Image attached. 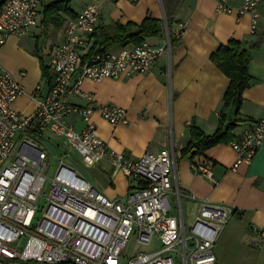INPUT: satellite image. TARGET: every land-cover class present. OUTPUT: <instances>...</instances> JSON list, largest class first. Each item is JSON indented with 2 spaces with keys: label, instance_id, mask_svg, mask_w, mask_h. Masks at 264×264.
<instances>
[{
  "label": "built area",
  "instance_id": "1",
  "mask_svg": "<svg viewBox=\"0 0 264 264\" xmlns=\"http://www.w3.org/2000/svg\"><path fill=\"white\" fill-rule=\"evenodd\" d=\"M42 1L5 0L0 5V47L9 36L24 37L38 26ZM259 6L264 9V0H241L236 11L250 15V32L260 31L264 40ZM216 10L229 12L232 8L221 0ZM98 17V3L91 2L66 19L63 41L49 52L50 84L45 91L42 85H35L32 112L14 109V102L25 92L23 84L0 69V258L42 264H215L214 246L233 208L202 200L189 224L180 208L178 214H171L170 196L177 203L179 199L173 150L145 151L129 158L110 149L98 136L92 115L98 114L111 125L126 124V110L99 104L80 89L85 79L98 81L146 71L169 51V38L163 46L142 41L96 50L93 34ZM182 28L180 24L174 32L175 39ZM25 75V70L19 71V78ZM74 94L86 104L72 103L69 98ZM73 112L83 122L80 130L64 121ZM46 131L73 148L85 167L106 160L131 179L134 184L125 197L108 198L61 160L47 191L42 192L49 159L33 137ZM263 140L264 117L231 142L236 152L231 169L249 163ZM193 168L213 180L206 165L193 164ZM40 199L42 206L38 205ZM252 231L256 244L264 241V225L252 227ZM131 236L144 247L124 255L119 263Z\"/></svg>",
  "mask_w": 264,
  "mask_h": 264
},
{
  "label": "crops",
  "instance_id": "2",
  "mask_svg": "<svg viewBox=\"0 0 264 264\" xmlns=\"http://www.w3.org/2000/svg\"><path fill=\"white\" fill-rule=\"evenodd\" d=\"M50 1L43 0L41 9ZM69 1L74 16L85 5L98 3L94 42L101 26L126 22L139 25L146 17L161 21V32L143 41L163 46L169 38L170 49L149 69L127 77L82 81L81 91L92 94L97 103L112 104L126 110V124L111 125L98 114H93L96 132L110 149L129 158H137L145 151L157 153L161 149H172L179 199L177 203L176 197L170 196L171 214H178L180 208L183 220L189 224L202 200L233 208V214L214 246L215 264H264V241L256 244L252 231V227L264 225V140L249 163H241L236 169H231L236 159L231 142L245 128L264 117V40L260 31L250 32V15L237 13L241 0H224L232 8L229 12L216 10L221 0H81L76 7L71 5L73 0ZM259 9L264 16V9L260 6ZM166 10L170 19L169 29ZM62 16L60 27L47 26L60 28V33L45 53L31 39L36 37L39 25L24 37L9 36L0 47V69L21 80L24 87V94L13 104L17 111L32 112L35 85H42L45 91L50 84L49 52L63 41L64 23L70 18ZM180 24L183 25L182 32L175 39L173 35ZM230 40L248 49L251 81L242 92L238 114H234L233 106L226 109L225 125L235 123L231 132L234 139L209 148L197 161L212 171L213 180H210L195 170L191 161L181 156V149L189 141L190 122L205 134L214 133L218 126L228 78L210 55ZM119 47L125 46L108 48ZM40 59L48 75L42 74ZM21 70L26 71L22 79L19 78ZM69 99L76 105L86 104L77 94ZM64 121L73 124L76 130L83 127L80 115L75 112L66 116ZM92 169L102 173L95 174L90 185L108 198H124L134 184L106 160ZM0 264L42 263L0 258Z\"/></svg>",
  "mask_w": 264,
  "mask_h": 264
},
{
  "label": "trees",
  "instance_id": "3",
  "mask_svg": "<svg viewBox=\"0 0 264 264\" xmlns=\"http://www.w3.org/2000/svg\"><path fill=\"white\" fill-rule=\"evenodd\" d=\"M4 1L0 0V5ZM69 3V0H51L45 4L41 24L45 27L49 25L60 27L63 22L62 14L74 17ZM165 13L167 28L169 29L170 19L168 11L166 10ZM161 29V21L151 17H146L139 25L133 22H126L125 24L114 23L101 26L96 32L93 49H105L112 45H139L145 38L157 35L161 32ZM210 58L228 78V84L222 96L223 106L219 112L218 126L215 132L205 134L194 122L189 124V141L181 149V156L191 161L192 164H199L197 162L198 159L209 148L234 139L231 132L235 123L225 125L226 109L229 106H233L234 114H238L242 103V92L250 85L251 81V75L248 71L249 51L242 48L239 42L230 40L227 45H220L210 55ZM40 67L42 74L48 75L41 59Z\"/></svg>",
  "mask_w": 264,
  "mask_h": 264
},
{
  "label": "rangeland",
  "instance_id": "4",
  "mask_svg": "<svg viewBox=\"0 0 264 264\" xmlns=\"http://www.w3.org/2000/svg\"><path fill=\"white\" fill-rule=\"evenodd\" d=\"M81 0H73L72 6L76 7ZM42 12L43 10L40 9L38 15V30L36 37H31L33 41H36L38 48L45 53L56 41L54 37L58 36L60 33V28H52V27H45L41 24L42 21ZM47 28V29H46ZM33 142L38 145V147L47 155L49 159V169L44 173L47 180L43 187L42 192H46L48 189L49 179L52 177L59 160L67 163L69 166L74 168L79 176L87 180L88 182L92 181L95 178V174L102 173L101 171H95L92 168L85 167L82 162L81 158L77 154V152L64 144V141L60 137H55L54 135L50 134L48 131L44 133L43 136L33 137ZM16 144V147L17 148ZM12 151V154L15 151ZM65 151H68V155L65 154ZM105 176V174H103ZM38 205H43V199L38 201ZM23 241V239L21 240ZM157 244V243H156ZM144 246H139L134 242L133 236L129 238L128 244L125 249L122 250L119 263L122 261V257L124 255L129 256L133 251L138 249H143Z\"/></svg>",
  "mask_w": 264,
  "mask_h": 264
}]
</instances>
